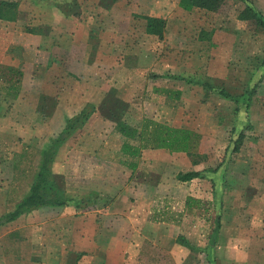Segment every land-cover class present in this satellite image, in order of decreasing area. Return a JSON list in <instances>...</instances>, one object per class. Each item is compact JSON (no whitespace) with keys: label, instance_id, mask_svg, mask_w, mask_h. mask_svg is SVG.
Listing matches in <instances>:
<instances>
[{"label":"rangeland","instance_id":"rangeland-1","mask_svg":"<svg viewBox=\"0 0 264 264\" xmlns=\"http://www.w3.org/2000/svg\"><path fill=\"white\" fill-rule=\"evenodd\" d=\"M15 2L0 0L14 4L10 16ZM248 7L264 20V0H225L215 13L193 9L176 16L163 40L139 51L144 67L155 54L159 60L176 54L173 62L183 65L171 76L177 77L173 89L156 87L170 95L143 88L140 80L130 90L119 87L129 107L86 108L87 120L59 145L63 120L12 118L9 133L0 122V218L28 194L46 153L51 179L65 197L95 200L80 211L41 208L0 224V264H105V239L112 264H264V25L246 17ZM204 56L208 64H227L225 79L206 76ZM5 86L0 79V106ZM219 89L235 99L223 98ZM144 120L197 133V149L146 148L137 158L122 153L120 124L140 129ZM50 122L55 125L48 129ZM189 172L202 177L179 179ZM130 216L138 232L146 227L139 222L148 220L154 229L146 237L136 231L134 248L122 240ZM160 233L161 246L150 241Z\"/></svg>","mask_w":264,"mask_h":264},{"label":"crops","instance_id":"crops-1","mask_svg":"<svg viewBox=\"0 0 264 264\" xmlns=\"http://www.w3.org/2000/svg\"><path fill=\"white\" fill-rule=\"evenodd\" d=\"M15 3L12 18H0V65L22 73L17 98L11 99L5 96V92L3 94L0 122L4 124L5 133L13 132L12 125L15 124L12 118L18 121L63 120L65 124L89 105L100 113L113 103L122 108L129 107L127 100L119 98L117 91L119 87L130 90L135 80L142 81L143 88L150 86L154 92L171 94L170 90L156 87H173L177 77L171 76L179 72V67L183 65L173 62L174 59L178 61L176 54L170 56L166 53L164 55H168L169 59L160 60L159 54H155V58L151 57V64L144 67L139 51L147 48L148 43L163 40L169 25L177 22L173 19L187 12L179 7V0H16ZM145 17L164 20L162 39L146 32ZM210 41L217 43L215 37H211ZM183 54L186 57L190 55L187 51ZM128 55L134 56V62ZM195 56L197 60L198 53ZM202 60L209 66L203 68L207 77L226 78L227 64H221L220 60L208 64L205 56ZM184 66V72L188 74L189 65ZM216 66L222 69L214 68L215 73L210 68ZM168 71L170 74L167 77L163 75ZM174 89L181 88L176 86ZM48 103L53 106L49 108ZM58 124L61 126L63 123ZM33 125H30L31 129H34ZM54 125L50 122L47 127L50 129ZM134 213L133 209L130 215ZM133 218H128V234L122 239L130 248L136 246L132 240L140 241L136 237L137 224ZM144 222H139V225L146 224L145 230L137 232L146 237L149 236L148 231L154 229H151L149 220ZM161 233L150 235L153 237L150 241L154 240V244L161 246ZM141 243H144L143 238ZM102 245L107 248L105 264H112L109 260L113 251L111 243L105 239ZM58 259L61 263L62 257ZM96 264L103 262L100 260Z\"/></svg>","mask_w":264,"mask_h":264},{"label":"trees","instance_id":"trees-1","mask_svg":"<svg viewBox=\"0 0 264 264\" xmlns=\"http://www.w3.org/2000/svg\"><path fill=\"white\" fill-rule=\"evenodd\" d=\"M224 3L225 0H179V7L187 12L193 9H204L208 12L215 13L222 8ZM13 5L14 4L11 3H0V18H12L14 14L10 16L11 11H8L9 8L14 9ZM245 15L253 19L255 24L264 25V20L261 18L260 14L250 7L246 8ZM145 20L146 32L162 39L165 28L164 20L154 17H145ZM0 79H3L6 83L4 88L5 96L16 99L21 86V71L9 66L0 65ZM216 93L225 99H235L223 89L217 90ZM86 108L93 107L91 105L87 106L77 116L67 120L66 126L59 134L56 142H54L56 145L61 144L78 125H81L87 120L90 114ZM120 131L125 138L122 146V153L134 158H137L141 150L146 148L163 149L170 153H191L197 149L200 140V136L189 129L170 127L152 120H144L140 129H130L126 127L125 124H120ZM239 139H241V137H239ZM129 140L134 141L133 146L130 145ZM47 156L48 153L42 156L44 157L43 164L28 194L16 205L12 212L0 218V224L16 220L24 213L41 208L72 207L75 211H80L85 209L90 203L95 202L92 198L93 196L79 199L65 197L51 179V174L47 167L49 159ZM215 171L216 170H213V172ZM201 177L202 175L200 172H189L179 175V179L183 182Z\"/></svg>","mask_w":264,"mask_h":264}]
</instances>
